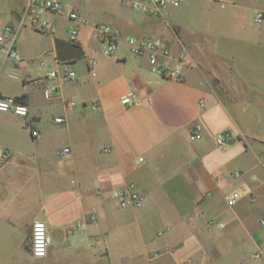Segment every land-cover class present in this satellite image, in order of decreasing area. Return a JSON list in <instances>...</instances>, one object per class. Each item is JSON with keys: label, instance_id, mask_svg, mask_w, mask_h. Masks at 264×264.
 <instances>
[{"label": "crops", "instance_id": "0c3cea01", "mask_svg": "<svg viewBox=\"0 0 264 264\" xmlns=\"http://www.w3.org/2000/svg\"><path fill=\"white\" fill-rule=\"evenodd\" d=\"M59 1L79 15L76 43L64 15L43 14L48 33L21 26L27 0H0V30L17 27L16 59L0 52V97L28 107L26 116L0 113V155L9 154L0 161V264H264V20L253 22L264 0H182L159 15L117 0ZM99 23L118 32L110 56ZM129 36L161 41L168 54L157 63L182 79L152 72ZM66 67L71 81L60 76ZM50 71L59 77L45 78ZM51 83L58 91L46 100ZM128 91L138 101L123 105ZM222 131L232 138L218 146ZM130 185L142 206L114 195ZM233 191L242 196L231 206ZM35 219L50 240L41 258L29 250ZM207 219L223 226L207 229Z\"/></svg>", "mask_w": 264, "mask_h": 264}, {"label": "built area", "instance_id": "2783aa9c", "mask_svg": "<svg viewBox=\"0 0 264 264\" xmlns=\"http://www.w3.org/2000/svg\"><path fill=\"white\" fill-rule=\"evenodd\" d=\"M120 2H125L130 8L142 11L148 14L159 15L162 10L168 6L176 7L179 6L182 0H117ZM44 13H53L56 15H64L72 24L68 28V38L72 43L77 42L78 29L75 25L76 20L78 19V13L73 10H65L59 0H27L25 3L22 12L21 18L19 20L21 26L28 25L34 29L43 30L48 33H54L55 27L48 24V21L43 18ZM264 20L263 11H255L253 15V22L256 25H260ZM94 30L99 41L103 43L102 53L105 55H112L113 50L117 46L118 32L106 23H99L94 25ZM17 38V27L10 25L4 26L0 30V52L4 54L6 58L15 60L17 57V51L15 49ZM127 43L129 45L130 51L138 56L145 55L148 59L150 70L152 72L161 74L163 77H171L177 80H181L182 77L178 69H170L167 67H161L157 63L158 57L165 56L168 54V51L162 47L161 41L154 40L151 38H138L136 36L127 37ZM95 63L94 60L90 61V65L93 66ZM94 74V72H92ZM14 75V73H11ZM62 78H65L69 81L75 78V72L70 68L66 67L61 72L60 75ZM59 77L57 71H50L45 78L54 79ZM58 91V85L55 83L48 84L42 90V95L44 99L49 100ZM138 99L134 91H128L120 97V103L123 105H129L137 102ZM73 101L69 100L66 102V105L72 106ZM97 103H91V108H95ZM8 112L17 116H26L28 113L27 105L19 98L14 96H3L0 97V113ZM56 123L63 122V118L56 117L54 119ZM36 133L33 132L32 136L35 137ZM199 135L198 127L192 126L190 128V137L191 139L197 138ZM232 136L226 131L218 132L215 134V143L218 146L226 145L230 142ZM68 148H63L59 153L68 152ZM9 157L8 153H2L0 155V161H4ZM142 160L141 157L137 159L138 162ZM264 162V159H263ZM238 173H233V176H237ZM116 197L120 200V205L129 204L134 207H140L143 204V196L140 192L134 188L133 185H130L129 188L123 191H116L114 193ZM242 196L241 191H233L231 194L227 195L226 201L228 205H234L237 200ZM261 224L264 225V219L260 220ZM82 222L78 223V226ZM204 225L207 229L212 228L217 225L222 227L223 224L214 221L213 219H207L204 222ZM50 240L47 231V226L44 221L35 219L31 224L30 231V243L29 250L33 257L41 258L44 257L47 253ZM252 259H259L260 253L254 252L251 255ZM187 264V263H180Z\"/></svg>", "mask_w": 264, "mask_h": 264}, {"label": "rangeland", "instance_id": "374dc122", "mask_svg": "<svg viewBox=\"0 0 264 264\" xmlns=\"http://www.w3.org/2000/svg\"><path fill=\"white\" fill-rule=\"evenodd\" d=\"M222 260H223V262L227 263V262H226V257H223ZM225 263H222V262H221L220 264H225ZM212 264H215V263H212ZM216 264H217V263H216Z\"/></svg>", "mask_w": 264, "mask_h": 264}, {"label": "trees", "instance_id": "16d2710c", "mask_svg": "<svg viewBox=\"0 0 264 264\" xmlns=\"http://www.w3.org/2000/svg\"><path fill=\"white\" fill-rule=\"evenodd\" d=\"M19 99H22V97H19Z\"/></svg>", "mask_w": 264, "mask_h": 264}]
</instances>
